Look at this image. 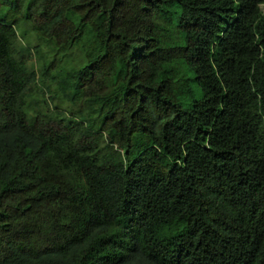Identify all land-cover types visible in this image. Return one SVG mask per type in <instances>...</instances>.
<instances>
[{
	"label": "trees",
	"instance_id": "16d2710c",
	"mask_svg": "<svg viewBox=\"0 0 264 264\" xmlns=\"http://www.w3.org/2000/svg\"><path fill=\"white\" fill-rule=\"evenodd\" d=\"M260 5L0 0V264H264ZM22 23L82 53L65 113Z\"/></svg>",
	"mask_w": 264,
	"mask_h": 264
},
{
	"label": "rangeland",
	"instance_id": "374dc122",
	"mask_svg": "<svg viewBox=\"0 0 264 264\" xmlns=\"http://www.w3.org/2000/svg\"><path fill=\"white\" fill-rule=\"evenodd\" d=\"M264 13V5H260ZM19 45L28 53L32 54L31 65L40 71L39 87L50 89L49 95L54 98L57 110L53 113H65L69 108L68 97L60 92L59 83L61 78L73 69H77L82 63V53L78 47L61 49L52 45L50 42L40 40L34 30L27 24L22 23L17 30ZM44 65L53 67L49 71V76L43 75ZM30 107L34 110L42 108L41 103L36 102V98L30 100Z\"/></svg>",
	"mask_w": 264,
	"mask_h": 264
}]
</instances>
